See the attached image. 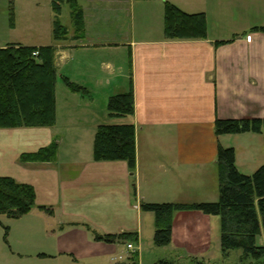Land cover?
<instances>
[{"label": "crops", "instance_id": "1", "mask_svg": "<svg viewBox=\"0 0 264 264\" xmlns=\"http://www.w3.org/2000/svg\"><path fill=\"white\" fill-rule=\"evenodd\" d=\"M76 1L83 12L82 39L55 42L52 35V42L42 43L36 34L6 43L52 46L57 79L67 77L88 91L66 87L59 93L56 81L52 126L0 128V176L35 191L33 208L14 220L16 241L14 227L6 233L9 255L27 257L28 264H114L127 261L131 242L138 264L191 258L228 264L219 217L197 210L175 212L171 242L144 263L141 244L153 218L140 205L217 201L220 146L234 149L241 173L239 165L249 169L263 162L261 134L217 135L214 128L217 119L264 118V0ZM164 1L204 13L206 37L165 38ZM110 11L123 13L125 29L104 26ZM51 24L52 32L53 19ZM130 86L133 114L109 117V97ZM124 123L135 129L132 173L126 161L93 160L96 128ZM53 142V161L20 160ZM96 234H131L136 240L106 242ZM117 256L122 258L112 261Z\"/></svg>", "mask_w": 264, "mask_h": 264}, {"label": "trees", "instance_id": "2", "mask_svg": "<svg viewBox=\"0 0 264 264\" xmlns=\"http://www.w3.org/2000/svg\"><path fill=\"white\" fill-rule=\"evenodd\" d=\"M52 0L54 13L52 35L55 42L79 40L84 37L83 12L76 0H68L73 33L60 23L61 3ZM10 4L12 3L9 0ZM207 25L204 13H187L164 1V36L167 39H204ZM34 52H38L34 55ZM57 81L52 46H24L6 44L0 47V128L48 127L55 122V85ZM74 93L86 95L85 87L62 78ZM109 117H126L134 112L132 87L126 92L112 94L107 103ZM215 134H261L264 141V118L217 119ZM57 143L33 153L20 156L22 162H50L56 158ZM94 161H126L131 173L135 169V129L133 124L99 125L93 138ZM219 194L215 202L146 203L140 207L154 215L153 243L167 246L171 242L173 214L197 210L220 219V247L223 256L240 249L244 264H264V244L257 245L264 236V163L252 174L238 171L232 147H219L216 156ZM35 191L30 184L20 183L8 176H0V214L17 219L34 206ZM7 229V227H5ZM7 233V230H6ZM96 240L114 242L135 241L131 234L95 235ZM247 260H250L247 262ZM114 264H138L137 256ZM152 264H205L191 258L188 262L159 259Z\"/></svg>", "mask_w": 264, "mask_h": 264}, {"label": "rangeland", "instance_id": "3", "mask_svg": "<svg viewBox=\"0 0 264 264\" xmlns=\"http://www.w3.org/2000/svg\"><path fill=\"white\" fill-rule=\"evenodd\" d=\"M182 1V0H181ZM0 0V43H10L14 41H29L35 37L36 34H39V41L42 43L52 42V32H51V20H54V13L52 12L51 0ZM63 5V10H62ZM186 10V9H185ZM188 11V10H186ZM199 11V10H197ZM71 8L69 7L68 0H63L61 3V14L59 15V20L62 25L66 28L71 29L72 32V23L70 16ZM194 12V11H191ZM110 16L108 15L109 22H104V26L107 23V26H111L114 23V26L117 25L125 29L127 27V21L123 16V13L120 11H110ZM128 22H130L128 20ZM106 27V26H105ZM69 31V30H68ZM70 33V31H69ZM62 42V41H61ZM16 44V43H13ZM57 87L59 93L62 90H65L66 86L64 85L62 79H57ZM101 108L100 101L96 102ZM262 140V139H261ZM262 148H264V141H261ZM264 149H259L258 153L264 157ZM263 159V158H262ZM261 162L264 163V159ZM240 169H243L246 172L245 174H252L253 171L258 167L245 169L239 165ZM241 172V170H240ZM151 213L153 221L152 224L148 226V232L144 234L142 240V251L140 254L143 255V262L146 263L148 259L152 257L156 252H161L163 249L156 246L153 243L152 231L154 234V215ZM13 218H9L5 215L0 214V264H28L29 261L27 257H24L22 261L15 260L9 255V244L6 242V230L8 233L9 227H14L12 233V239L15 240V236L19 232L18 225H15ZM7 227V229H5ZM145 231H147L145 229ZM19 235H17L18 237ZM264 236L261 234L257 237V245H263ZM16 241V240H15ZM29 252V250H27ZM5 253V255H4ZM229 256V255H228ZM228 256H222L223 259H226ZM242 252L240 249H234L230 251V256L224 261L228 264H244L241 262ZM15 258V257H14Z\"/></svg>", "mask_w": 264, "mask_h": 264}, {"label": "built area", "instance_id": "4", "mask_svg": "<svg viewBox=\"0 0 264 264\" xmlns=\"http://www.w3.org/2000/svg\"><path fill=\"white\" fill-rule=\"evenodd\" d=\"M37 53L38 52H34L33 54L36 55ZM126 248H127L128 251L131 252L130 254H135L136 253V249H135L134 245L131 242H128L126 244ZM121 258H122L121 256L113 257L112 261H117V260H120Z\"/></svg>", "mask_w": 264, "mask_h": 264}]
</instances>
